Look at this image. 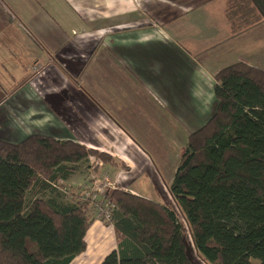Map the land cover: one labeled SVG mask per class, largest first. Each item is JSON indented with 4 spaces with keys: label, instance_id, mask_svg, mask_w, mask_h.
<instances>
[{
    "label": "crops",
    "instance_id": "crops-1",
    "mask_svg": "<svg viewBox=\"0 0 264 264\" xmlns=\"http://www.w3.org/2000/svg\"><path fill=\"white\" fill-rule=\"evenodd\" d=\"M9 1L10 77L15 79L12 66L20 63L18 77L29 80L21 87L36 86L40 98L31 110L40 125L31 134L75 141L124 165L102 164L108 171L101 167L99 176L77 181L82 189L92 187L94 176L104 191L108 180L156 202L145 187L116 181L111 172L118 168L136 178L176 172L189 136L215 113L216 74L237 63L264 69V0H47L55 6L61 1L55 9L57 15L64 9V25L52 29L45 17L19 43L14 22L33 18L39 6L35 0ZM28 2L35 6L27 9ZM29 67L41 71L31 76ZM94 224L103 225L98 218ZM91 227L83 254L104 258L107 244L94 247Z\"/></svg>",
    "mask_w": 264,
    "mask_h": 264
},
{
    "label": "trees",
    "instance_id": "trees-1",
    "mask_svg": "<svg viewBox=\"0 0 264 264\" xmlns=\"http://www.w3.org/2000/svg\"><path fill=\"white\" fill-rule=\"evenodd\" d=\"M215 81V113L189 136L170 185L177 205L104 192L116 248L100 264H197L187 232L208 264H264V69L237 63ZM94 160L93 175L118 166L51 135L0 139V264H72L86 252L90 200H69L64 184Z\"/></svg>",
    "mask_w": 264,
    "mask_h": 264
},
{
    "label": "rangeland",
    "instance_id": "rangeland-1",
    "mask_svg": "<svg viewBox=\"0 0 264 264\" xmlns=\"http://www.w3.org/2000/svg\"><path fill=\"white\" fill-rule=\"evenodd\" d=\"M7 1L10 3L9 0ZM55 2H56V6L47 0H35L36 7L37 5L39 6V9L36 10L38 14L35 15L33 18L21 22V25L23 26L22 27L23 30L19 27L21 25L18 22L17 23L14 22V24L19 25V26H15L17 28L13 27L16 32L15 37L18 43L19 41H23V40L26 41L27 35L25 34V32L27 28H29L30 31H35L38 28L39 24L44 22L45 17H46L45 21L49 22L50 20L52 29L55 28V26H57L58 24L64 25L65 19L59 16L61 13L64 12V9L62 8L58 13V15L56 14V9H55L58 6L57 3L61 1H55ZM32 6H35V4L28 2L27 9L29 8L31 9ZM12 8L13 7H8L7 5L5 6L4 0H0V39H1L0 41V139L8 140L11 142H20L21 140L29 136L32 132H37L32 130L36 129L40 125L38 120L39 117L38 115L33 116L31 114V110L32 108H38L37 106L40 105V98H38V96L36 95V92H38L36 86H33L32 88L29 84H27L21 87L24 82L29 83V80L27 79L22 80L18 77V75L20 74V69L22 68L19 65L20 63L15 62L16 66H12L13 70L16 72L14 76L15 79H12L13 77L12 78L10 77L11 75L10 70L12 69L10 67V59H7L5 55H6V51L10 54V51L9 49L7 50V47L8 45H10V40L8 41V39L10 38V26L12 25L11 22H13V20H10L12 14H14L12 13ZM20 54L25 55L24 52ZM20 56L21 57H17L18 61L23 60V56L22 55ZM24 64L28 66L27 62H24ZM29 70L32 73L31 76H33L36 73H40L41 71V70L39 71L38 69H33L32 67H29ZM54 84L58 87V85H60L59 79L54 81ZM11 87H15V89L18 88L17 90L19 91L17 93H15L14 91V93L10 94ZM71 119H73V116ZM77 123L78 125H80V121H77ZM78 125L76 124V126ZM96 163L97 161L94 160L93 164L92 163L86 164L81 174L79 173L74 175L73 177L74 182L72 183L68 182L64 184L66 190H68L69 193L67 197L69 200H74V197L76 195H77L76 198H81V196H85L86 189H82L81 185L77 184V181L80 180L85 181L89 179L90 173H94ZM117 163L119 167H124L122 163L119 162ZM103 165L109 166V164H103ZM157 165L162 170V166L160 162H157ZM108 166H102L101 164L99 174H101L103 171L107 172ZM175 173L176 172H174L171 175H166L162 171L159 173V176L157 178H147V177L136 178L134 173H126V175H121L120 170L118 168H115L111 172V175L116 181L119 180L120 178H126L127 180L129 179V181L131 182L135 181V183L138 186L145 187L144 194L152 198H155L156 202L158 203L177 205L175 197L170 191V185L174 180L173 178H175L174 177ZM99 174L98 175L94 174V176H99ZM95 182H98L102 188V183L97 178H95V180H91L90 183H92L93 184L92 186H94ZM94 194L99 195L101 197L103 196L102 193L100 192H94ZM90 216H92L94 219L97 220L94 213H92ZM98 220L101 221L103 225L100 224L92 225L89 234V240H90V235L95 234L96 241L94 243L95 244L94 247H96L100 241H103L107 244V248L109 250L108 252H110L112 250L111 248L116 244L115 233L113 231L112 226L108 224L106 219L104 220L102 218H98ZM183 221L187 226L185 217H183ZM186 243H187L188 252L195 263L208 264V262H206L198 254L195 245L193 243L191 232H187ZM94 247L92 249H94ZM98 256H100V254L95 255L94 258L92 259L89 256V254H83L79 258L74 260L72 264H98L99 260L104 259L102 257H99L98 259Z\"/></svg>",
    "mask_w": 264,
    "mask_h": 264
},
{
    "label": "built area",
    "instance_id": "built-area-1",
    "mask_svg": "<svg viewBox=\"0 0 264 264\" xmlns=\"http://www.w3.org/2000/svg\"><path fill=\"white\" fill-rule=\"evenodd\" d=\"M91 180H95V177H91ZM107 185H109V188H117V186L114 183H110L108 180H106ZM89 189V190H88ZM94 192H100L104 196V188H101V185L98 182H95L94 186L91 188H88L86 186L85 196L84 200H90L88 204V213H94L97 218L106 219V221H109L111 218V208L106 203V201L103 198H98V195L94 194Z\"/></svg>",
    "mask_w": 264,
    "mask_h": 264
},
{
    "label": "flooded vegetation",
    "instance_id": "flooded-vegetation-1",
    "mask_svg": "<svg viewBox=\"0 0 264 264\" xmlns=\"http://www.w3.org/2000/svg\"><path fill=\"white\" fill-rule=\"evenodd\" d=\"M4 2H5V6L7 5L8 7H10V3L7 0H4ZM0 41H1V39H0Z\"/></svg>",
    "mask_w": 264,
    "mask_h": 264
}]
</instances>
